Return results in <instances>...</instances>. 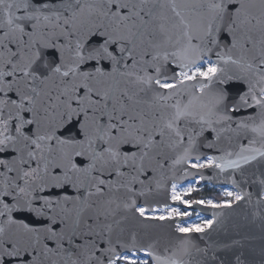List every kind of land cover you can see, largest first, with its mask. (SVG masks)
Masks as SVG:
<instances>
[{"label": "snow or ice", "instance_id": "obj_1", "mask_svg": "<svg viewBox=\"0 0 264 264\" xmlns=\"http://www.w3.org/2000/svg\"><path fill=\"white\" fill-rule=\"evenodd\" d=\"M242 201L264 206V0H0V264H194Z\"/></svg>", "mask_w": 264, "mask_h": 264}, {"label": "water", "instance_id": "obj_2", "mask_svg": "<svg viewBox=\"0 0 264 264\" xmlns=\"http://www.w3.org/2000/svg\"><path fill=\"white\" fill-rule=\"evenodd\" d=\"M212 59L214 60L215 56ZM208 154L216 153L208 152ZM182 168L183 166H180L177 169V174ZM216 171L208 169L204 170V174L215 175ZM226 176L227 173L221 174L214 183L201 182L214 187L234 188L225 179ZM197 178L188 177L186 181H182V184ZM247 190L255 192L254 188ZM212 211L219 210L209 209L201 214L212 218ZM223 212L224 214L213 228L195 240L200 248H208V252L195 255L194 264L197 261L202 264H264V206L257 207L254 203L242 201L234 204L231 209H224Z\"/></svg>", "mask_w": 264, "mask_h": 264}, {"label": "trees", "instance_id": "obj_3", "mask_svg": "<svg viewBox=\"0 0 264 264\" xmlns=\"http://www.w3.org/2000/svg\"><path fill=\"white\" fill-rule=\"evenodd\" d=\"M207 196L213 197L214 199H220L222 197L218 187L205 185L199 193H194L191 198L201 199Z\"/></svg>", "mask_w": 264, "mask_h": 264}, {"label": "rangeland", "instance_id": "obj_4", "mask_svg": "<svg viewBox=\"0 0 264 264\" xmlns=\"http://www.w3.org/2000/svg\"><path fill=\"white\" fill-rule=\"evenodd\" d=\"M197 179H198V178H197ZM194 181H195V179H194V180H191V181H188V182H186V183H183V185H184V186H187V184H188L189 182L194 183ZM205 185L211 186L210 184H205V183H202V182H200L199 184H195L194 186H196V187H198V188H200V189L202 190L203 187H204ZM225 188H227L228 190H232V191L235 190L234 188H232V187H230V186H222V187H218V189H219V191H220V194H221V196H222L220 199H214L213 197H210V196L203 197V198L214 199L216 202H219V201H221V200L227 199L226 197L223 196V192H224ZM193 194H194V193H193ZM193 194H192V195H193ZM201 216H202L203 219H210L209 217L204 216V215H202V214H201Z\"/></svg>", "mask_w": 264, "mask_h": 264}]
</instances>
